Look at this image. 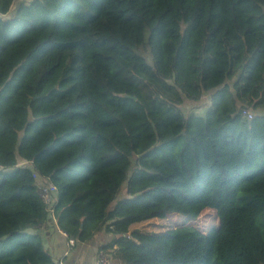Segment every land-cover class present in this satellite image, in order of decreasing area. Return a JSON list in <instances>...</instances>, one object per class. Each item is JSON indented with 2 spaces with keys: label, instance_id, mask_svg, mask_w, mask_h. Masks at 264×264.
<instances>
[{
  "label": "trees",
  "instance_id": "1",
  "mask_svg": "<svg viewBox=\"0 0 264 264\" xmlns=\"http://www.w3.org/2000/svg\"><path fill=\"white\" fill-rule=\"evenodd\" d=\"M15 1L0 0V264H60L33 229L51 216L35 174L57 187V227L106 231L123 264H264V115L242 114L264 110V0ZM168 206L219 227L134 228Z\"/></svg>",
  "mask_w": 264,
  "mask_h": 264
},
{
  "label": "rangeland",
  "instance_id": "2",
  "mask_svg": "<svg viewBox=\"0 0 264 264\" xmlns=\"http://www.w3.org/2000/svg\"><path fill=\"white\" fill-rule=\"evenodd\" d=\"M19 1L30 0H16L11 8L14 10ZM150 58V57H149ZM210 102V94L205 95L200 101L186 100L182 105V110L187 115L190 113H196L204 115L208 103ZM219 217L214 209L205 208L197 212H192L186 208L168 206L164 213L156 214L150 220L134 225L135 229H147L150 232H163L171 227H178L183 225L194 226L204 233H207L211 228L219 227ZM105 251V250H104ZM110 258L109 252L105 251ZM100 259V257H99ZM98 259V263H99ZM108 264H120L118 259L112 257Z\"/></svg>",
  "mask_w": 264,
  "mask_h": 264
},
{
  "label": "crops",
  "instance_id": "3",
  "mask_svg": "<svg viewBox=\"0 0 264 264\" xmlns=\"http://www.w3.org/2000/svg\"><path fill=\"white\" fill-rule=\"evenodd\" d=\"M213 92H210V102ZM207 107V109H208ZM251 110V109H250ZM255 115H264L263 109L251 110ZM19 165H30V163L19 159ZM43 238L45 248L59 261L60 264H99V254L103 245L112 241L113 236L106 231L97 234L93 240L87 242H76L71 245L68 238L60 232L58 227L52 222H47L44 227L38 232ZM107 252H111L107 250ZM112 260V258H111ZM118 263L123 264L119 259Z\"/></svg>",
  "mask_w": 264,
  "mask_h": 264
},
{
  "label": "built area",
  "instance_id": "4",
  "mask_svg": "<svg viewBox=\"0 0 264 264\" xmlns=\"http://www.w3.org/2000/svg\"><path fill=\"white\" fill-rule=\"evenodd\" d=\"M242 114L244 117L248 119H253L256 116L255 113L252 112L250 109H244ZM34 178L37 181L40 198L42 202L46 205L47 211L51 215L49 220L52 221L57 226V218L54 213V205L57 201V195H58L57 187L53 183H51L48 179L40 178L37 174L34 175ZM45 224H46L45 221H38L34 225L33 229L41 230ZM59 230L62 234H64L68 238V241L71 245L75 244L74 238L69 237L61 229ZM99 257H100L99 264H108L110 262V258L108 257V254L105 253V251H101Z\"/></svg>",
  "mask_w": 264,
  "mask_h": 264
},
{
  "label": "water",
  "instance_id": "5",
  "mask_svg": "<svg viewBox=\"0 0 264 264\" xmlns=\"http://www.w3.org/2000/svg\"><path fill=\"white\" fill-rule=\"evenodd\" d=\"M124 96H127V95H124Z\"/></svg>",
  "mask_w": 264,
  "mask_h": 264
}]
</instances>
